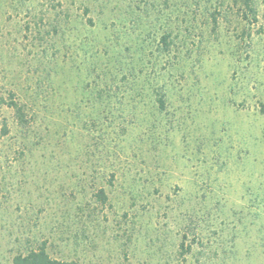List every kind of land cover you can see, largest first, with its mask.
<instances>
[{"label": "rangeland", "instance_id": "1", "mask_svg": "<svg viewBox=\"0 0 264 264\" xmlns=\"http://www.w3.org/2000/svg\"><path fill=\"white\" fill-rule=\"evenodd\" d=\"M236 1L0 0V264H264V0Z\"/></svg>", "mask_w": 264, "mask_h": 264}, {"label": "trees", "instance_id": "2", "mask_svg": "<svg viewBox=\"0 0 264 264\" xmlns=\"http://www.w3.org/2000/svg\"><path fill=\"white\" fill-rule=\"evenodd\" d=\"M237 2L240 3L242 10H244L245 12L248 11L252 13L255 19L256 8L254 5V0H237L236 3ZM85 12L88 13V10H86ZM212 17L213 24L215 25L217 23V19L214 15H212ZM89 22L92 23L91 20H89ZM169 37H171V33L163 35L161 38L162 45L165 49L169 47ZM154 94L157 97L156 101L159 105V108L162 110L165 109L166 100L163 89L159 88L157 90H154ZM96 98L100 99V102L98 103L101 106H104L106 110L111 107V102H109V100L104 99L103 93H98V95H96ZM102 99L104 101H101ZM2 102L3 104H6L8 107L12 108L15 111L16 118L21 126L25 127L28 125L26 107L20 101L14 100L13 94L10 97V101H5L2 99ZM98 198L101 202H105L107 200V197L103 190L99 191ZM48 246L49 242L46 240L42 241L41 243H37L34 248H31L26 254H19L15 256L11 264H79L77 261L74 260H62L53 258L49 253ZM181 246L182 248H184L183 243Z\"/></svg>", "mask_w": 264, "mask_h": 264}]
</instances>
